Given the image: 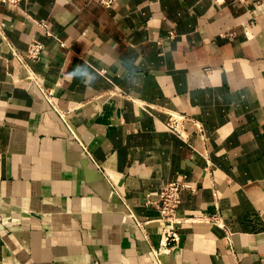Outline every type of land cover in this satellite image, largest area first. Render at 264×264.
Masks as SVG:
<instances>
[{
	"label": "crops",
	"instance_id": "obj_1",
	"mask_svg": "<svg viewBox=\"0 0 264 264\" xmlns=\"http://www.w3.org/2000/svg\"><path fill=\"white\" fill-rule=\"evenodd\" d=\"M0 264H264V0H0Z\"/></svg>",
	"mask_w": 264,
	"mask_h": 264
},
{
	"label": "built area",
	"instance_id": "obj_2",
	"mask_svg": "<svg viewBox=\"0 0 264 264\" xmlns=\"http://www.w3.org/2000/svg\"><path fill=\"white\" fill-rule=\"evenodd\" d=\"M9 5L15 6L18 3V0H1ZM103 5H110L113 0H98ZM244 1V0H241ZM43 48V43L37 39L32 38L27 47L26 57L30 59H37L41 50ZM29 82L37 84L46 97H49L52 94V89L44 87L38 78L37 74L31 70L27 74ZM146 105V103H143ZM186 115L178 111H170L167 120L164 122L165 127L169 130L177 133L181 136H186L187 131L184 127V120ZM188 186L191 189L195 188L191 184L171 180L167 182L159 192L156 206L158 209L157 220L161 223L160 229V239L159 245L156 248H153V252L158 254L159 252L169 251L171 248L176 246L179 241V228L185 222L189 221H199L205 220L211 223H214L222 227L226 233L228 229L224 226L221 217L217 213L205 214V213H193L191 215H180L178 213V207L180 205L181 197L180 190L182 187Z\"/></svg>",
	"mask_w": 264,
	"mask_h": 264
}]
</instances>
